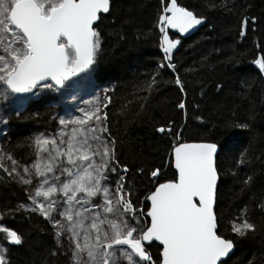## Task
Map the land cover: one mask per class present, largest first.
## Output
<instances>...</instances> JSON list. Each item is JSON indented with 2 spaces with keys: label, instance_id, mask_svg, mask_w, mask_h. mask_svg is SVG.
Instances as JSON below:
<instances>
[{
  "label": "snow or ice",
  "instance_id": "6c2138e0",
  "mask_svg": "<svg viewBox=\"0 0 264 264\" xmlns=\"http://www.w3.org/2000/svg\"><path fill=\"white\" fill-rule=\"evenodd\" d=\"M119 12L120 0H0V103L7 108L22 94L41 90L61 96L74 93L81 81L95 73L105 30L117 26ZM205 20L178 0H158L152 28L158 30L163 56L157 74L159 70L178 73L173 50L181 41L172 38L169 30L183 36ZM133 22L134 17L128 16L120 26ZM254 23V17L241 15L237 36L246 38ZM252 63L258 69L256 76L264 81V56ZM174 83L186 95L178 74ZM243 83L242 95L247 96L254 82ZM86 103L87 108L78 109L80 115L59 119V132L33 138L35 159L30 165H21L7 153L0 155V169L25 194L24 203L7 211L36 214L48 226L52 244L41 255L43 264H59L60 258L63 264H229L236 243L253 238L257 231L247 208L228 221L230 232L217 210L218 156L231 152V147L184 142L174 122L157 127L161 138L168 139L166 166L174 171L162 180L165 165L152 168L147 173L152 186L141 194L128 176L129 166L117 154L118 141L108 127L105 109L111 98ZM176 107L186 113L183 99ZM223 108L217 104V111ZM232 113L220 122L222 128L252 133L249 147L235 161L239 166L253 159L255 115L251 109L243 118H236L235 109ZM0 122L8 121L0 118ZM5 159L10 165L3 163ZM255 159L264 161V155ZM134 171L145 175L143 168ZM253 182V175L243 178L240 193H251L255 210L264 216V190L257 197ZM24 243L22 232L0 223V264H12L10 253Z\"/></svg>",
  "mask_w": 264,
  "mask_h": 264
},
{
  "label": "trees",
  "instance_id": "16d2710c",
  "mask_svg": "<svg viewBox=\"0 0 264 264\" xmlns=\"http://www.w3.org/2000/svg\"><path fill=\"white\" fill-rule=\"evenodd\" d=\"M178 3L206 17L204 23L183 36L169 30L172 38L181 41L173 50L178 73L159 70L157 74L163 56L158 30L152 28L158 0H120L117 26L106 28L104 33L103 50L93 78L94 91L104 90V97L111 98L105 109L108 127L118 141L117 154L129 166L128 176L141 194L152 186L147 175L152 168L165 165L162 180L170 178L174 171L166 166L170 151L168 139L161 138L155 131L157 127L174 122L172 126L181 132L180 139L184 142L227 143L231 147V152H220L218 156L221 175L217 210L230 232L228 221L240 217L247 208L246 214L257 225V231L253 238L236 243L229 264H248L250 260L264 264V216L255 210L254 202L249 199L251 193H240V181L247 175L254 177L252 192L257 197L264 190V161L255 159L264 155V81L256 76L258 69L252 63L264 56V0H178ZM226 8L232 11L227 12ZM243 14L255 18L246 38L237 36L238 20ZM128 16L134 17V22L121 27V19ZM176 74L184 83L186 95L178 92L174 83ZM245 79L254 82L247 96L242 95L246 91ZM217 84L223 86L221 91L217 90ZM179 99L186 103V113L176 107ZM220 103L224 108L217 111ZM233 109L236 118H243L250 109L255 115L256 136L250 149L253 159L239 166L235 161L249 147L252 133L222 128L220 122L232 117ZM50 116L44 101H32L23 111L14 114L4 151L21 165H30L35 159L33 138L43 133ZM136 168H143L145 175L136 174ZM24 202L25 194L16 183H0L3 223L18 229L25 238L24 245L13 248L10 253L12 264L32 261L43 264L41 255H46L52 244L48 226L36 214L21 210L13 215L7 211ZM59 264H63V258Z\"/></svg>",
  "mask_w": 264,
  "mask_h": 264
},
{
  "label": "rangeland",
  "instance_id": "374dc122",
  "mask_svg": "<svg viewBox=\"0 0 264 264\" xmlns=\"http://www.w3.org/2000/svg\"><path fill=\"white\" fill-rule=\"evenodd\" d=\"M175 50V49H174ZM96 72V71H95ZM93 73L86 80L81 81V86L77 88L74 93L61 96L58 92H52L48 90H41L36 94H22L14 103L5 107L3 103H0V118L7 119V124L0 122V155L6 153L3 149V144L8 138L10 133V121L14 114H18L23 111L32 101H44V108L51 112V116L48 120V125L45 127L41 135H51L60 131L59 119L61 117L70 118L72 116L80 115L78 109L87 108L89 105L86 101L100 102L103 100L105 91L102 90L96 93ZM99 98V99H97ZM35 155L34 148L32 147ZM4 164L10 165V162L6 159ZM4 181H12V179L0 169V183ZM3 212L0 211V223H3ZM4 224V223H3Z\"/></svg>",
  "mask_w": 264,
  "mask_h": 264
},
{
  "label": "water",
  "instance_id": "95a60500",
  "mask_svg": "<svg viewBox=\"0 0 264 264\" xmlns=\"http://www.w3.org/2000/svg\"><path fill=\"white\" fill-rule=\"evenodd\" d=\"M219 182H220V178H219V181H218V186H219ZM235 251H236V246H235V248H234V250H233L231 256L235 253Z\"/></svg>",
  "mask_w": 264,
  "mask_h": 264
}]
</instances>
